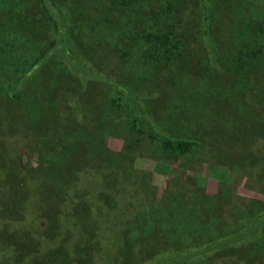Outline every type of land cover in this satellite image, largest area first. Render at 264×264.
<instances>
[{"label": "rangeland", "instance_id": "1", "mask_svg": "<svg viewBox=\"0 0 264 264\" xmlns=\"http://www.w3.org/2000/svg\"><path fill=\"white\" fill-rule=\"evenodd\" d=\"M57 1L69 31H81L75 43L88 32L105 42L122 21L119 0H77L83 12ZM165 1L172 21L149 32L188 31L171 58L157 60L134 30L108 50L88 40L74 57L56 50L14 99L6 90L57 38L41 0L0 4V30L30 39L0 43V264L59 246L68 259L49 263L79 264L87 246L89 264H130L123 251L137 234L154 248L139 260L157 261L174 242L184 255L264 217V0ZM166 139L193 146L171 153ZM245 248L208 264H264V237Z\"/></svg>", "mask_w": 264, "mask_h": 264}, {"label": "trees", "instance_id": "2", "mask_svg": "<svg viewBox=\"0 0 264 264\" xmlns=\"http://www.w3.org/2000/svg\"><path fill=\"white\" fill-rule=\"evenodd\" d=\"M8 1L9 0H0V4L4 6L5 5L8 6L10 5ZM41 1H42L41 3L43 5V9L44 11L47 12L49 16V20L52 26L54 27L55 30L54 34L55 37L57 38L55 39L56 40L55 42L57 46L54 47L53 45L54 48L50 50L47 49L48 51L42 54V57L40 59L35 58L34 61H32L29 70L26 71L23 74L22 78L20 79L21 81L23 79L22 83L21 81L15 83L14 85L10 86L8 90H6L7 98L14 99L15 92L19 87H21L23 83H25V78L28 77L31 73L37 72L38 69H40L41 65L45 61H47L48 58H51L52 55L56 52V50L63 48L65 55L69 53L74 57L75 54L77 55L81 53L79 49L80 46L86 49L85 51H88V49H91L93 47L92 44L94 46L97 45L96 42L98 41L93 39L89 32L86 34L85 32H83L86 35V38L84 39L85 40L84 45L80 43L81 42V40L79 39L80 37L78 38L77 43H75L74 36H76V34L79 36L80 35L79 33H81V31H76L75 28H73L72 31H69L67 25L69 14L64 9L62 2H59L57 0H41ZM73 1L74 2L72 6L76 10L78 11L81 10L83 12L85 6L83 4H79L77 0H73ZM119 1H120L119 4L124 8L119 11L120 12L119 18L122 21L115 29H113L112 25H109L108 29L111 31L110 36L108 37L107 35H105V37H107L105 38L106 41L102 42L100 40L98 42V44L100 45L105 44L103 50H108L110 48H113L114 43L116 42L119 36H121L122 34H128L132 30H134V34L136 35L138 42L140 38L141 40L143 38L144 46L150 49L151 51H155L157 60L169 59L171 58V55L174 54L173 49L176 48V52H178L177 48H179L180 51L184 48L185 46L184 39L187 37L188 31L183 32L181 38L180 35L178 36L173 29H169V30L166 29L165 32H161L162 31L161 29L159 30L160 33L157 34L152 33V31L149 32L150 28L152 29L154 25L156 26L160 25V23L158 24L156 22H160L161 20L166 21L168 19L172 21L170 17L172 15L173 8L172 7L170 8L171 6L170 4L167 5L168 2L166 3L165 0H119ZM164 5L168 6V8L167 9L164 8ZM161 8H163V10H160ZM238 15L239 13L236 16ZM244 21L245 18H242L241 22ZM8 26H10L11 28H3L0 30L3 31V37L0 34V43L3 44L4 41L6 43L8 41H11L12 45L20 49L24 48V46H26L25 44H27L30 41V39L26 37L25 33L24 34L22 33L23 36L19 37L17 33L14 31L15 27L11 25ZM237 29L238 26L234 27V30ZM102 31L104 32L105 28H103ZM243 31L244 30L242 28L240 33L242 34ZM171 36H175L178 40L174 43V45L171 42L172 40ZM88 37L90 39H88ZM88 40H90V42L92 43L91 46ZM197 40H200L201 43H204L202 39H197ZM230 41H236V39H231ZM3 64L6 65V63L4 62ZM0 68L5 70L4 69L5 67L1 65V63H0ZM101 72L98 74L101 78L105 77L106 74L108 73L104 71V73L101 75ZM75 102L78 103L79 101L77 100ZM262 102L264 103V100H262ZM260 106L264 107L263 105ZM74 108L75 109L72 110L73 120H75V118L81 119L83 113L82 112L83 107L81 105L80 106L75 105ZM98 122L101 124L99 120ZM77 129L79 133L84 134V131H86V133H89V129L87 128V126L83 124L78 123ZM96 136L99 137V133H97ZM192 146L193 144L191 141L179 140V139H166L165 141L162 142V147L166 151H169L171 153H178V154H183L188 152L192 148ZM61 164H62L61 166H63V163ZM134 237H135L134 239L127 240L128 243L126 244V249L123 251L124 253L123 260L125 261L124 263H128L129 261L132 260L130 264H208L209 262H212L214 258L217 257L218 255L222 256L224 254H228V255L233 254L234 256H236L238 251L244 249L245 247H246L245 249H249L251 246H255V245L257 246L264 237V217L254 218L252 223L250 224V227L246 228L237 235H233V236L229 235V237H225L224 239L209 244L205 247H202L201 249L188 251L184 255L176 253V251L178 252L181 251L180 250L181 248L178 247L179 244L177 242H174L173 244H171V246L176 251H167L160 254L159 257L157 258V261L146 260V262H143L145 260L143 261L139 260L138 257L143 255L144 253H147L148 255H152L154 248L151 246L152 244H149L150 242L149 243L147 242L148 239L146 241H142V240L140 241L139 234L134 235ZM142 238H144L145 240V237ZM63 248H64L63 246H59L57 251H52V252L48 251L41 259L30 260L28 258V262L26 261L25 263H23L22 260V263L51 264L48 262V260H51L52 262H54L55 260L65 261L66 259H68V254ZM86 248L87 246H85V249ZM83 249L84 248L82 247L80 250H78V253L74 257L81 261L79 264H89V261H91L90 252L85 253L84 251L85 249L84 250ZM175 253L177 255H175ZM136 258H138V261L135 260ZM24 259L26 258L24 257ZM4 264H17V263L14 262L10 257L7 261H5Z\"/></svg>", "mask_w": 264, "mask_h": 264}]
</instances>
